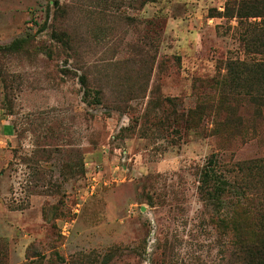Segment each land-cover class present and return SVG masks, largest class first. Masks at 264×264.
Masks as SVG:
<instances>
[{
    "label": "rangeland",
    "instance_id": "374dc122",
    "mask_svg": "<svg viewBox=\"0 0 264 264\" xmlns=\"http://www.w3.org/2000/svg\"><path fill=\"white\" fill-rule=\"evenodd\" d=\"M243 1L0 0V264H225L200 174L264 199V108L179 116L264 61V18L224 15Z\"/></svg>",
    "mask_w": 264,
    "mask_h": 264
},
{
    "label": "trees",
    "instance_id": "16d2710c",
    "mask_svg": "<svg viewBox=\"0 0 264 264\" xmlns=\"http://www.w3.org/2000/svg\"><path fill=\"white\" fill-rule=\"evenodd\" d=\"M140 1L142 3L155 2V0ZM253 2L255 3L243 1L239 5L237 14L233 15L227 9L224 15L225 17H236L238 19L264 18V1L253 0ZM52 35L64 45H69L68 38L64 40L66 38L65 35L57 34L56 32H53ZM253 48L257 49L256 53L264 56V34L262 38L253 42ZM226 67V76L221 81H217L215 87L218 100L212 96L206 97L203 95L194 109H190L179 116L182 125L187 130H193L204 118L208 117L219 126L222 117L224 118V114H226V110L231 108L228 104L231 97L243 96L242 98L249 100L255 107L256 114L261 113V110H263L264 61L256 65L253 70L254 73L245 72V70L237 71L229 63H227ZM253 74H255L257 90L249 89L251 87L248 82ZM79 82L82 86H87L86 79L83 76L79 78ZM88 91L89 93L93 92L94 98L101 94L99 90L88 89L85 91V96ZM242 91L245 93H242ZM98 102V100L95 101V103ZM219 129L220 126L217 131ZM214 158L212 157L202 169L200 191L204 198L215 206L218 212L217 216L219 218L216 227L220 230L221 235L230 236L225 264H264V199L262 197L250 199V185H248L247 179L244 178L238 181L237 173H234L236 174L235 177L226 175ZM263 164L259 165L258 163L251 168L256 169L258 173L256 177L257 184L264 177V171L261 168V166H264ZM240 167V171L243 172L244 166ZM251 178L255 177L250 176ZM257 190L259 191V189Z\"/></svg>",
    "mask_w": 264,
    "mask_h": 264
}]
</instances>
